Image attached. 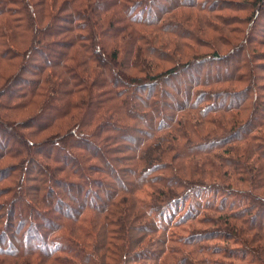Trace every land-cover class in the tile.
I'll list each match as a JSON object with an SVG mask.
<instances>
[{
    "label": "trees",
    "instance_id": "obj_1",
    "mask_svg": "<svg viewBox=\"0 0 264 264\" xmlns=\"http://www.w3.org/2000/svg\"><path fill=\"white\" fill-rule=\"evenodd\" d=\"M57 1L19 0L15 4L16 8L0 10V62L14 66L15 61L20 60L19 71L7 87L15 89L12 90V96L6 94V86L0 91V98H5L7 103L13 105L0 104V110L23 111L24 118L27 116L17 123L10 117L0 115V136L4 133L9 135L7 129H32L37 134L49 131L51 134L38 147L37 154L41 157V149L51 147V152L42 154L45 160L54 165L52 168L46 162L39 161L33 162L31 166L32 161L28 160L31 157L27 154L26 161L22 158L19 160V163L24 164L0 169V184L9 182L11 188L16 190L12 200L6 202L7 214L6 210L3 214V228L7 233L4 231L0 234V243L1 240L9 241L5 249L0 247V257L7 259L0 260V264H22V259L32 254L47 256L52 264H135L129 253L138 245V237L134 234L144 232L136 223L146 213V207L138 202L136 194L146 184L151 187L154 181L152 175L173 165V161H169L170 156L174 161L192 159L194 165L189 163L190 175L199 176V179L190 181L194 187L190 184L188 187V183L181 179L183 183L177 187L183 188L184 195L189 196L198 191L200 196L209 192V195L218 192L229 196L246 195L248 199L243 201L245 209L248 212L249 208L255 209L258 215L262 213L264 195L258 192L264 190V102L256 94L257 90L244 87L238 92L243 101L233 110L231 106L223 104L200 108L201 102L205 101L204 93L188 89V98L196 94L194 102L188 99L184 105L176 108L177 116H170L167 123L160 118L151 119L150 130L139 131L141 138L131 150L123 145L129 138L126 132L137 128L128 123L137 121L142 125L151 114L153 105H158V99L161 98L160 95L157 101L154 99V85L167 78L173 79L178 74L172 70L168 75L154 77L144 70L143 64L147 62L145 59L140 62L139 59L142 55L153 57L147 48L152 43L145 42L134 26L145 23V27H150L153 24H148V18L140 19L133 15L134 2L63 0L59 6ZM66 11L68 15H64L65 20L57 22ZM44 19H47L45 27L42 26ZM61 35L67 38H59ZM49 46L60 47L62 51L58 52L55 62L41 59V63H36L33 70H28L32 59L37 60V56L41 58ZM128 70H138L154 84L140 86L138 80L126 74ZM24 72L30 78L22 76ZM195 83L194 87L199 81ZM221 83L222 80L214 83L206 81L200 86ZM145 89H149L145 96L148 101L139 103L138 94ZM221 93L226 96L229 94ZM251 95L252 102L248 105L247 100ZM48 113L51 114L49 117ZM246 113L248 116L245 120ZM42 117L47 118L42 123H36ZM8 119L11 121H6ZM251 125L254 126L252 129ZM165 130L168 134L156 139V135ZM18 136H10L13 146L8 151L4 149L3 142L0 144V161L6 158L7 153L13 154V158H20L25 153L17 147L18 143L21 144ZM193 139L203 140L211 147L199 151L202 153L182 154L177 147L179 141L188 146ZM224 146L228 148L222 149ZM27 148L25 151L28 153L30 150ZM125 150L134 156L123 155ZM216 150L219 151L214 152ZM172 172L177 176L175 171ZM33 174L36 175L34 179ZM93 174L100 176L94 177ZM225 177L243 184L244 189H237L231 184L227 185V189L207 192L208 188L215 186L207 188L206 182L214 183L211 178L219 181ZM120 179L122 184L115 186V182ZM32 181H37L39 187L33 188L27 184ZM109 185L114 187L106 195L101 188ZM56 189H74L83 198L92 196L94 202L82 204L65 220L70 222H61L58 230L49 234L44 243L40 244L41 240L36 236L39 246L31 249L14 246L12 242L18 238L15 234L23 240L27 235L29 238L34 234L30 228L22 233L23 224L16 223V217L21 216L15 205L17 201L28 203L25 205L28 215L40 204L50 202L56 207L63 206L61 198L55 196L58 195ZM102 194L105 198L101 197ZM32 200H36L39 205L36 203L35 206ZM205 206L201 210H213L211 206ZM161 210L163 208L156 210L160 216ZM225 216L240 221L232 214ZM45 223L48 224L47 221ZM206 223L216 225L210 218ZM222 225L227 226L226 230H233L236 235L229 222ZM246 228L250 232L251 228ZM260 230H264V224L256 226V234L250 243L261 239ZM9 232L10 235H7ZM213 233L205 232L202 240L204 237H216ZM3 234L7 235L6 239ZM221 237L229 239L231 236L224 234ZM193 240L194 237L190 236L184 244L191 245ZM24 263L34 264L31 260H25Z\"/></svg>",
    "mask_w": 264,
    "mask_h": 264
},
{
    "label": "rangeland",
    "instance_id": "obj_2",
    "mask_svg": "<svg viewBox=\"0 0 264 264\" xmlns=\"http://www.w3.org/2000/svg\"><path fill=\"white\" fill-rule=\"evenodd\" d=\"M18 1L0 0V10H3L2 8L14 9ZM57 2L60 6L63 0H58ZM129 2H134L133 15L140 19L148 18V24H153L150 27H145V23H140L137 27L134 26L145 42L150 41L152 43L147 45V48H149V52H151L153 57L147 58L142 55L139 59L140 62H143L144 59L147 62V64H143L144 70L155 75L154 77L165 75L172 70H176L178 75L170 80L167 78L158 81L159 83L154 85L152 88L155 95L154 99L157 101L158 96L161 95V98L158 99L159 104L153 105L154 108H151V114L142 125L137 121L128 123V125L137 129H131L130 132H126L130 139L126 140L123 144L124 146H128L132 150L133 146L141 138L139 131L150 130L151 119L154 120L156 118L158 120L160 118L167 123L170 116H177L175 114L176 108L184 105L188 99L190 102H194L196 94H191L190 98H188V89L190 91L192 89L196 93H204L203 100L205 101L201 102L200 108L213 104L222 106L223 104L231 106L235 110L243 101L241 100L242 97H240L241 94L238 92L243 90L244 87L257 90L256 94L264 102V0H129ZM202 9L205 11H201ZM64 15H68V11L62 13L57 22L65 20L63 18ZM45 24H47V19H44L42 26L45 27ZM61 36H57V38H67L64 35ZM141 43L142 41H140ZM141 48L142 50L145 49L144 47ZM20 49L22 50V48ZM43 52L41 58L37 56V60L32 59L31 65L29 64L27 67L28 70H33L36 63H41V59L55 62L57 55H59L58 52L62 51L60 47L49 46ZM19 63L20 60H17L14 66H11L9 65L11 63L0 62V74L2 75L0 76V91H3L6 86V92H8L6 94L8 96H12V90H15L7 89V87L9 83L13 82L12 80L15 79L19 71ZM126 72L129 76L138 80L140 86L143 84L148 86L153 83V81H148L144 74L138 72V70H128ZM22 74V76L30 78L26 72ZM218 80H222L219 85L200 86L203 82L214 83ZM198 81L199 84L194 87L195 82ZM148 91L149 89H145L139 92V103L141 101L145 102V100L148 101L145 97ZM221 92H228L229 94L226 96ZM251 99L252 95L248 97V105L252 102ZM0 104L4 106L13 105L11 102L7 103L5 98H0ZM234 112L236 114V111ZM23 113V111L0 110L1 116L10 117L11 120L17 123L27 117L24 118ZM49 115L51 114L48 113L47 116L49 117ZM247 116L248 113L244 115L245 120ZM46 118L42 117L36 123H42ZM253 127V125L250 126L251 129ZM8 130L10 129H7L9 135L4 133L0 136V144L3 142L5 144L4 149L8 151L13 146L10 136L19 137V134L21 144L18 143L17 147L25 153L20 155V158H13V154L7 153L6 158L0 161V169L4 170L24 164L25 162L19 163V160L22 158L26 161L25 157L27 154L31 157L28 158V160L32 161L30 162L31 166L33 162L44 161L54 168V165L43 157V154L51 152L49 149L51 147L45 146L41 149V157L37 154L39 152L38 147L51 134L49 131L37 134L32 129H17L10 130V132ZM166 133L168 134L167 130L161 134L158 133L156 139L167 135ZM207 144L203 140L193 139L188 146L183 145V141H179L177 147L182 154H188L211 147V145ZM228 146H224L222 149L228 148ZM26 148L30 150L28 153L25 151ZM195 148L197 149L194 151L190 150ZM217 151L219 150L214 152ZM123 155L127 157L134 156L129 150H125ZM92 161L94 162V160ZM169 161H173V165H168L167 169L152 175L151 178H154V181L151 187L149 188L148 184H146L136 194L138 202L143 203L146 207V213L144 212L145 217L136 223V226H141L140 229H143L144 232L134 234L135 237H138V245L129 253L135 264H264V230L259 231L260 240L256 243H250L251 238L256 234V226L264 224V211H261L262 213L258 215L255 209L249 208L248 212L243 205V201L248 199L246 195L229 196L222 192L209 195V191L214 192V190H220L221 188L227 189V185L233 184L237 189H244V185L236 183L230 177L221 178L219 181L211 178L214 183H205L207 188L215 186V188H208L207 192L209 193H202L200 196L198 191L186 196L182 192L183 188L177 186L185 181L189 187V184L192 186L190 181L199 179V176L190 175L189 163L193 164V161L189 158L183 161H174L172 156L169 157ZM126 166H123V168ZM163 168H165V165ZM172 171H175L177 176ZM33 175L34 179L36 175ZM92 176L100 175L93 174ZM119 183L122 184L121 179L115 182V186ZM27 184L33 188L39 187L37 181ZM167 186L170 187L167 188ZM113 187L112 185L103 186L101 190L107 195L109 191H112ZM15 191L11 188L9 182L0 184V234L6 230L3 228L5 224V215L3 214L5 210L6 214L8 211L5 207L6 202L12 200ZM55 192L58 194L55 196L61 198L63 206L56 207L55 204L48 202L47 204H40V208L36 206L38 202L32 200L36 208L31 207L34 208V212L31 211V215L27 214L28 209L25 205L28 203L17 201L15 205H17L21 216L16 217V223L20 222L23 224L21 227L23 229L22 233L27 228H30L34 234L29 238L27 235L24 240L21 239V236L15 234L18 238L12 242L14 246H26L24 248L27 249L39 246L35 240L36 236L42 241H40V244L44 243L45 239L50 236L49 234L57 231L59 224L67 220L68 216L82 204L94 202L92 196L83 198L74 189H67V191L65 189H56ZM236 193L240 194V192ZM258 193L264 195V190ZM104 194L101 195L102 198H105ZM205 204L211 206L213 210H201L206 207ZM44 205L48 208H45ZM158 208H163L161 216L156 211ZM226 214H232L234 218H239L238 220L240 221L228 219L225 216ZM208 218L210 220L213 219L216 225L206 223ZM200 221L201 223H199ZM226 221L229 222L230 227L235 229L236 235L233 230H226L227 226L222 225ZM65 222L68 223L70 221ZM244 223L246 225H243ZM247 226L251 228L249 229L250 232L247 231ZM5 232L7 233V231ZM10 232L7 235H10ZM205 232H214L213 234L216 237L212 239L204 237L202 240V235ZM224 234H228L231 237L223 239L221 236ZM3 236L6 239L4 234ZM190 236L194 237L193 243L185 245L186 243L184 244V242H188L187 240ZM7 242L1 240L0 247L2 246V249H5ZM0 260L7 259L0 257ZM22 260H31L34 264H52L47 256H33V254L25 256ZM24 261L22 264H25Z\"/></svg>",
    "mask_w": 264,
    "mask_h": 264
}]
</instances>
